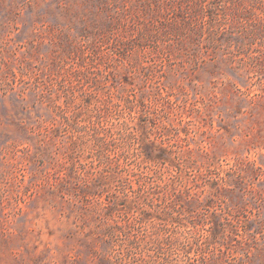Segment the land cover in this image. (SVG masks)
Wrapping results in <instances>:
<instances>
[{
    "label": "rangeland",
    "instance_id": "374dc122",
    "mask_svg": "<svg viewBox=\"0 0 264 264\" xmlns=\"http://www.w3.org/2000/svg\"><path fill=\"white\" fill-rule=\"evenodd\" d=\"M0 264H264V0H0Z\"/></svg>",
    "mask_w": 264,
    "mask_h": 264
},
{
    "label": "trees",
    "instance_id": "16d2710c",
    "mask_svg": "<svg viewBox=\"0 0 264 264\" xmlns=\"http://www.w3.org/2000/svg\"><path fill=\"white\" fill-rule=\"evenodd\" d=\"M125 127H127V126H125ZM124 131L128 132V129L127 128H124ZM123 137H124V140H126V141L132 140L131 133L130 132H128L127 135H125ZM163 154L166 155V152L163 151ZM145 156H146L145 157V160H148V161L159 160V156L158 155H149V154L145 153ZM140 174L142 175L143 173L140 172ZM147 180H148V181H146L147 184H150V185L153 184V182H155V180L154 179H151V178H147ZM148 195H151V193H148ZM119 204L123 208H125L126 210H130L132 208V206H134V204L131 203V201L130 202H126L125 201V203H119ZM136 210H140V209H137L136 208ZM141 220H143V219H141ZM166 243H168V245L171 247V246H174L175 245L176 241H175V239L168 238V239H166Z\"/></svg>",
    "mask_w": 264,
    "mask_h": 264
}]
</instances>
